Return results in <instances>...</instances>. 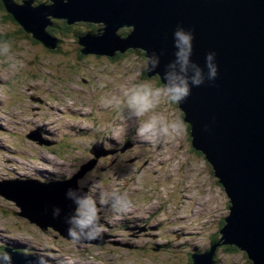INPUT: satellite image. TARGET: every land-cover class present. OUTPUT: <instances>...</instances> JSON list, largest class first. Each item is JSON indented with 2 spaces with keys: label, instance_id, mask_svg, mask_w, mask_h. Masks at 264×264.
Segmentation results:
<instances>
[{
  "label": "rangeland",
  "instance_id": "obj_1",
  "mask_svg": "<svg viewBox=\"0 0 264 264\" xmlns=\"http://www.w3.org/2000/svg\"><path fill=\"white\" fill-rule=\"evenodd\" d=\"M34 1L31 8L38 7L39 1L51 4L50 0ZM2 2L9 7L8 0ZM22 21L28 29L24 17ZM18 24L15 48L0 40V116L5 120H0V188L24 194L25 187L34 185L22 180L54 181L58 170L81 169L93 159L90 150H100L89 191H118L127 196L130 206L123 214L101 212L103 233L115 239L104 238L99 247L74 243L51 227L40 230L19 216L21 209L15 203L0 196V229H10L0 233V250L10 247L35 258L42 254L64 261L52 264H194L196 254L206 258L198 260L199 264H252L242 251L213 243L222 240L223 224L210 163L192 148L178 104L162 96L154 111L131 119L103 106L105 96L141 82L154 88L161 81L148 77V72L147 79L142 76L146 58L137 52H126L116 62L102 54L84 57L73 39L58 41L62 52L51 51L37 40L30 39L31 44L24 39L20 34L26 32ZM87 24L102 33L103 23L68 25L73 34L90 30ZM9 28L0 12V34ZM153 118L167 128L156 141L137 131ZM70 132H75L71 143L61 140ZM124 145L128 148L119 152ZM134 245L138 246L135 250Z\"/></svg>",
  "mask_w": 264,
  "mask_h": 264
},
{
  "label": "water",
  "instance_id": "obj_2",
  "mask_svg": "<svg viewBox=\"0 0 264 264\" xmlns=\"http://www.w3.org/2000/svg\"><path fill=\"white\" fill-rule=\"evenodd\" d=\"M8 1L6 10L16 22L46 46H50L49 38L46 41L38 28L44 29L46 19L54 18L69 25L104 24L102 33L95 31L102 39L88 33L79 38L85 57L95 53L112 57V51L137 50L147 55L163 50L160 69L148 77L161 79L164 64L173 59L171 37L177 24L193 31L192 59L201 67L205 53L215 51L218 76L192 88L178 107L198 145L193 146L210 163L224 225L220 233L226 240L222 245L236 246L252 264H264V0H50L49 6L34 8V0H23L19 7ZM20 14L28 29L22 17H17ZM121 29L130 31L122 37ZM92 153L95 158L69 180L73 187L101 157L99 152ZM66 185L56 187L55 193L40 186L25 189L28 194L2 190L0 194L21 209L19 216L40 230L51 227L70 239L62 217L51 215L53 206L64 212L73 207L65 198ZM104 238L114 239L103 233L100 239L80 242L97 245ZM16 255L12 254L14 264L28 262L23 255Z\"/></svg>",
  "mask_w": 264,
  "mask_h": 264
},
{
  "label": "clouds",
  "instance_id": "obj_3",
  "mask_svg": "<svg viewBox=\"0 0 264 264\" xmlns=\"http://www.w3.org/2000/svg\"><path fill=\"white\" fill-rule=\"evenodd\" d=\"M68 0H64L67 3ZM173 59L164 64L161 79L163 87L152 88L141 82L122 93L112 94L102 98L105 108L116 109L126 118H138L154 111L164 96L174 104H182L192 92V88L199 87L206 82H212L218 76L215 51H208L204 55V65L201 67L193 59L194 33L191 29L177 24L172 31ZM6 47V46H5ZM163 50H152L142 62V67L148 72L160 69ZM102 130V129H101ZM139 135L153 141L158 140L167 128H162L155 118L145 122L138 128ZM78 168L69 172L58 170V176L71 179ZM94 183V173L89 171L79 177L75 187L69 186L65 191V198L72 204L68 212L60 206H53L51 215L54 219L63 218L67 225V234L74 243L100 239L103 234L101 212L110 210L116 214H123L129 210L130 201L127 196L115 190H97L90 192L89 185ZM0 264H14L12 252L7 248L0 250ZM28 264H51L46 255H38Z\"/></svg>",
  "mask_w": 264,
  "mask_h": 264
},
{
  "label": "trees",
  "instance_id": "obj_4",
  "mask_svg": "<svg viewBox=\"0 0 264 264\" xmlns=\"http://www.w3.org/2000/svg\"><path fill=\"white\" fill-rule=\"evenodd\" d=\"M16 2H17V0H15ZM15 3V2H14ZM37 3H39V2H37ZM5 3H1V5H0V12H1V15H3V18H4V22L5 23H7V22H9L8 23V25L10 26V28L9 29H7V34L2 38L3 39V41L6 43V44H11L12 45V43H13V40H15V43H14V45H13V48H15L16 47V45L18 44V40H16V37L18 36V34H19V30H20V26H19V24L16 22V20L14 19V16L12 15V14H10L7 10H6V6L4 5ZM5 6V7H4ZM49 24H51V26H50V28H49V31L51 32L50 34L53 36V38L56 40V41H63L64 42V40L65 39H69V38H71V37H73V36H75V35H73L72 34V32H71V27H69V25L65 22V21H57V20H55L54 18H50V23ZM15 26L16 27H18V28H15ZM87 26L88 27H90L89 29L90 30H88V32L89 31H91V32H95V31H93L92 29H97L98 30V28H96V27H94V26H92V24L90 25V24H87ZM130 30H121V32H122V34L123 33H125V32H129ZM71 32V33H70ZM83 31H82V29H79V31H78V33L77 32H75L78 36H80V35H82V34H85L86 32H84V33H82ZM127 33H125V35H126ZM21 36H23L24 37V39H25V37L27 38V39H33L32 37H31V35H30V33H26V35L25 34H20ZM76 35V37L75 38H73L74 40H76V42H77V38H78V36ZM18 37H20V36H18ZM13 39V40H12ZM62 39H64V40H62ZM33 40H35V39H33ZM32 40V41H33ZM36 41V40H35ZM60 44H58V48L56 47L55 49H50L51 51H63V47L61 46H59ZM78 51V53L80 54V51H79V49L77 50ZM133 52H137V53H140V54H142L143 55V57L145 56L143 53L144 52H141V51H133ZM130 52L128 51V54H129ZM81 55V54H80ZM124 55H126V54H123V53H118L117 54V56L116 57H114L112 60H116V58H118V57H120L122 60L125 58V56ZM81 58V57H80ZM0 61H2V60H0ZM142 76L144 77V78H146L147 77V72H143V74H142ZM18 77H16V79H17ZM147 79V78H146ZM155 85L157 86V87H163V85L161 84V81H157L156 83H155ZM189 130V129H188ZM190 132V131H189ZM98 164H99V162H98ZM224 226V225H223ZM223 240H220L219 241V239H216V241H213V243H217V244H223ZM223 247L222 245H219V247ZM220 247V248H221ZM227 247H229V249L231 248V250L233 249V250H236V249H238V248H236V246H227ZM235 247V248H234ZM97 248H99V247H97ZM239 250V249H238ZM245 256L247 257V254L245 253ZM248 258V257H247ZM193 263H194V260H193ZM195 264V263H194Z\"/></svg>",
  "mask_w": 264,
  "mask_h": 264
},
{
  "label": "bare ground",
  "instance_id": "obj_5",
  "mask_svg": "<svg viewBox=\"0 0 264 264\" xmlns=\"http://www.w3.org/2000/svg\"><path fill=\"white\" fill-rule=\"evenodd\" d=\"M14 4H15V6H17V7H19L20 5H19V3L18 2H16L15 0H14ZM40 2V1H39ZM41 4V2L40 3H38V6ZM44 5L43 6H41V7H47V6H49V5H47V4H45V3H43ZM42 5V4H41ZM47 20H48V23H47ZM50 23V18H48V19H46V21H45V23L43 24L44 25V29L43 28H38V30L42 33V35H43V37H44V39H46V41H48V38H49V43H50V49H53V48H56L57 47V45H58V41H56L54 38H53V36L47 31V28L48 27H50L51 26V24H49ZM86 33H88L89 34V36H98V38H100L101 37V39L103 38V36L102 35H98L96 32H91V31H89V32H86ZM86 33L85 34H82L81 36H78V38H77V44H78V47H79V51H80V54H82V49H83V46H81L80 44H79V38L80 37H83V36H85L86 35ZM100 36V37H99ZM123 37V36H122ZM127 40V39H126ZM38 42V41H37ZM53 48H52V47ZM144 52V51H143ZM95 53V52H94ZM110 53H112V57H109V55H107V58H109V59H113L114 57H116L117 56V54L118 53H120V51H112V52H110ZM110 53H108V54H110ZM126 53V52H125ZM145 53V52H144ZM95 54H99V53H95ZM124 54V53H123ZM83 55V54H82ZM89 55H94V54H89ZM88 55V56H89ZM101 55V54H100ZM147 56H148V54L147 55H145L144 57L145 58H147ZM85 57V56H84ZM117 59V58H116ZM145 72H148V71H146L145 70ZM148 73H150V72H148ZM153 77V76H152ZM155 77H157V76H155ZM179 108V107H178ZM0 120H4L1 116H0ZM5 121V120H4ZM183 121L185 122V120H184V118H183ZM186 123V122H185ZM6 127V126H5ZM2 132H5L4 130L2 131ZM190 134V133H189ZM190 138H191V145H192V148L195 150V151H197L196 149H195V147H198V145L194 142V140H193V138H192V136H191V134H190ZM40 141H42V140H40ZM193 144L195 145V147L193 146ZM8 146V145H7ZM1 148V150H2V147H0ZM120 150L121 149H119V152H120ZM10 151V150H9ZM100 153V150H96V153ZM199 152V151H198ZM201 153V152H200ZM204 155V154H203ZM205 156V155H204ZM22 182L23 183H25V185H34L32 188H40L41 189V187L40 186H44L45 188H49L50 187V189H53L52 191L55 193V191H56V185L57 186H63L64 184H66L67 183V185H66V187H69V186H72L70 183H68L69 182V180L68 179H66V178H64L63 176H59V177H57V179H55L54 181H47V180H44V179H25V180H22ZM26 183H28V184H26ZM40 183H44L43 185L42 184H40ZM1 184V183H0ZM28 188H30V187H25V189H28ZM61 188V187H60ZM4 191H6V192H9V193H13L9 188L8 189H6V190H4ZM25 194H28V192H25ZM61 221H63V218H61L60 219ZM105 225V224H104ZM103 225V226H104ZM60 229H66V228H62L61 226L59 227ZM105 228H106V226H105ZM141 229H144V230H146V228L144 227V228H141ZM148 230V229H147ZM146 230V231H147ZM176 230V229H175ZM145 231V232H146ZM177 231V230H176ZM124 236H126L127 237V235H124ZM128 240V239H127ZM19 242V241H18ZM21 244V243H20ZM100 245L101 244H97L96 246H99L100 247ZM18 247V246H17ZM19 248H23L21 245L19 246ZM3 249H5V247L3 248ZM7 249L8 250H10L11 252H12V254H17V255H27L26 253H22V252H20V251H18V250H13V249H11L10 247H7ZM25 250H27V248H25ZM204 251H206V250H203L202 252H204ZM243 253H245V252H243ZM198 256V257H197ZM205 260L206 258L203 256V255H200V254H196L195 255V259H194V263L195 264H199L198 263V260L200 261V260ZM53 260H58L59 262H64L63 260H61V259H59V258H56V259H53ZM52 259H50V262H54ZM55 263V262H54ZM57 263V262H56ZM52 264V263H51ZM63 264V263H62Z\"/></svg>",
  "mask_w": 264,
  "mask_h": 264
}]
</instances>
